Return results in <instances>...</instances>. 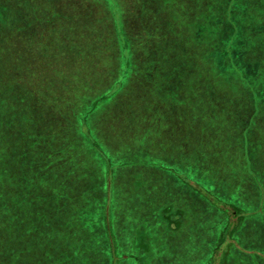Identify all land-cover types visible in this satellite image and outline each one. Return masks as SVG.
I'll return each mask as SVG.
<instances>
[{
  "label": "rangeland",
  "instance_id": "374dc122",
  "mask_svg": "<svg viewBox=\"0 0 264 264\" xmlns=\"http://www.w3.org/2000/svg\"><path fill=\"white\" fill-rule=\"evenodd\" d=\"M122 1L111 0L107 12L101 8L110 19L108 24L101 17L95 22L89 19L91 33L104 42L95 44L88 54L99 57L71 53L37 57L46 40H35L34 31L41 26L34 25L27 10L22 13L32 35L24 43L28 54L15 57L14 46L15 51L8 50L12 57H7L3 46L9 43L0 42V101L6 95L20 99L16 115L21 120L31 106L23 94L35 97L36 118L24 133L30 146L38 141L34 154H12L13 173L8 166L0 168L1 187L11 190L8 199L15 203L5 219L7 228L20 223V229L28 232L24 236L18 230L11 232L21 240L0 236V264H264V134L260 124L248 132L249 108L243 95L232 91L234 87L229 89L230 73L225 72L230 69L217 77L201 74L193 106L174 100L159 104V113L153 112L158 116L156 124L144 113V100L156 104L151 101L153 90L145 89L148 86L143 83L150 67L155 64L150 74L154 81L170 84L164 78L167 71L193 62L184 53L199 52L191 44L196 18L222 11L205 14L190 9L196 13L192 32L183 36L186 45L175 37L179 28H188L183 0H164L170 3L166 9L160 3L151 7L137 0L131 11L141 13L130 12L131 17ZM196 1L189 0L188 6ZM71 3L78 5V1ZM46 11L38 8L41 17ZM60 11L65 9L61 6ZM78 19L73 33L67 29L68 22L64 26L65 35L70 34L67 38L76 41L70 43L75 52L85 46L79 34L85 26L81 16ZM201 25L207 36L202 52H216L218 47L228 50L233 40L230 33L225 39L217 36L215 43L210 34H216L214 29L207 22ZM111 41L114 48L108 45ZM18 42L20 48L22 41ZM104 52L113 57H104ZM128 57L135 63L130 60L129 65ZM88 62H98L97 71L88 76L101 81L87 95L81 93L85 87L80 85L74 95L80 101L72 111L71 100L64 103L67 113H63L53 104L44 105L45 98H51L47 89L42 98L33 92V80L41 72L70 73L72 65L89 69ZM51 64L58 68L51 69ZM184 73L192 78L198 74L196 70ZM231 75L235 81L236 74ZM179 82L172 77L173 84ZM99 95L105 99L94 103ZM82 115L86 119L81 128L78 118ZM196 116L199 126L191 135L188 121ZM71 117L76 118L74 125ZM161 131L172 138L160 145ZM33 159L38 163L34 171L29 165Z\"/></svg>",
  "mask_w": 264,
  "mask_h": 264
},
{
  "label": "trees",
  "instance_id": "16d2710c",
  "mask_svg": "<svg viewBox=\"0 0 264 264\" xmlns=\"http://www.w3.org/2000/svg\"><path fill=\"white\" fill-rule=\"evenodd\" d=\"M14 1L15 4H12V0H0V42L3 41L9 43L8 45L3 46V48L6 49L7 54H9L8 50H14V46L16 47V51L14 50L15 57H23V55L26 56L28 54L29 50L26 49L24 43L27 44L28 41H31L32 35L30 34V30H28L27 15L22 13L25 10L30 12L29 15L31 16V19L34 20V25L37 27L41 26V29H39L37 32L34 31L33 36L35 35V40H40L43 42L46 40L43 43V48L37 57H58L59 54H61V56L67 57L70 53L74 56L84 57L85 54L90 55L88 53L92 51L91 48L95 46V44L104 42V40H99L95 34L91 33V30H93V23H90L89 19H93L95 22V20L101 17L103 24H108L110 19H106V16L102 14L103 12L101 8L103 7L105 12H107L106 5L108 6V4L112 3L111 0ZM72 1H78V5L74 6L73 3H71ZM183 1L185 3L186 10L185 25L190 30L185 27L178 29L177 33H175V37L180 38V41L181 39L185 41L183 39L184 34H187L190 31L192 32L194 28L193 18L194 13H196V11H194L196 8L198 9V13L208 14L213 13L214 10L217 12L218 10H221L222 12L220 14L216 13V16L212 17H210L211 14H209L203 16L202 18H196L198 27L196 29V33L192 32L191 34L193 37V39H191V44H194L195 47L199 49V52L192 53L190 51L186 55L184 53L183 57H193V62L188 61L185 65L181 64L177 71H167L166 77L164 78L167 79V81L171 80L169 82L170 84H158L156 81H154L150 74L151 71L155 69V64L150 67V71L148 75L145 76L143 83L144 85L148 86L145 89L151 88L150 90H153L151 101L156 103L154 107L159 111V104L166 105L172 100H174V102L177 104L181 103L193 106V103H195L193 92L199 85L198 78L200 75L208 73L210 76L217 77L220 72L225 70V68H229L230 70L225 72L230 73V78H227L230 83L229 89L234 87L235 89L232 91L243 95L245 105L249 108V114L246 116V122H248V132L252 133L253 129L260 124L262 133L264 134V0H198L196 3H193V5L189 4V6V0ZM135 2H137V0L122 1L123 7L126 9V15L128 17H131L130 12H133L134 15L141 13L140 11H131V5L134 7ZM140 3H142V5L148 4L151 7H155L157 3H160L161 7L164 9H166L167 5L170 4L164 0H162V3L157 0H141ZM61 6L63 10L65 9V11H60ZM40 7H43L47 10L45 17H41L38 13V8ZM190 9L194 10L192 11ZM233 10H235L234 13H232ZM22 14L25 16L20 19ZM231 15L237 16L233 17ZM79 16H81V21L85 26V31L79 33L81 34L80 42L83 45L85 43V46L81 51L75 52L73 50V45H70V43L75 44L76 41L71 38H67V36L70 34L66 32L65 35L64 26L68 22L67 29L71 28V33H73V29H75L77 22L79 21ZM206 16H208L207 20L204 18ZM125 19H122V23L126 21ZM55 22H57V26H55ZM205 22H207V25H209L212 29H214L213 31L216 32V34L210 32L211 36L214 37L215 43L217 41V36H222L223 39H225L230 33V35L233 37V40L229 42L227 51L223 48L219 50V47L217 50L215 49L216 52L211 50H204L203 52L201 51L203 44L207 41V36L203 34L204 28H202L201 25ZM249 25H253V27H249ZM123 33L125 34L124 30ZM71 37H73V35ZM167 38L160 40L167 43ZM13 40L15 41L14 45L12 43ZM18 40L22 41L20 48ZM222 42L220 41V46L222 45ZM187 43L188 42H186V45ZM58 44L61 45L59 46ZM108 45L114 48L112 41ZM128 47L130 48L129 44ZM175 47L178 46L175 45ZM21 49L22 54L20 55ZM133 49L134 48H131V53ZM131 53L129 54L128 52L129 56H132ZM103 54H105L104 57H113L112 53L109 52H104ZM87 55L86 57H99L93 54L90 56ZM6 56L12 57V53L10 52V54ZM226 59H228V61L226 62L225 66L224 63ZM130 60L135 63L131 57H128L129 65L131 64ZM81 63L83 64V61H81ZM86 64L89 66V69L87 66H85L84 70H77L72 65V70L70 73H62L63 71L61 70L51 71V73H48V71L41 72L36 77V80H33L34 87L36 88V90L32 88V90H34L33 92H37V96L42 98L45 96V90L47 89L46 92H48L51 98H45L46 103L44 105L47 104L50 106V104H53L56 106V108H61L63 113H67L64 109V103L71 100L72 111L77 101L80 99L79 98L78 100H75L76 97L74 96L78 95L80 85L85 87V91L81 93H85L87 95L93 92L96 88V84L101 81L95 77L88 76L89 73L97 71L96 67L98 62H88ZM51 67H54V65L51 64L50 68ZM57 68L58 64L56 65V68L51 69ZM193 70H196L198 73L196 78L185 76L184 71L192 72ZM231 74H236L237 79L235 81L232 80L233 77ZM174 76L180 79L178 84L172 83V77ZM15 89H17V85ZM145 92L146 91H144V93ZM145 94L147 95V93ZM23 96L25 99L30 100L31 106L29 111H27L28 113H25L24 119L21 120L17 119L16 115L17 110L21 105L20 99H17L13 95H6L4 98L1 97L0 101V168L8 166L11 169V173H13L15 170V165L13 162L14 155L12 154L20 151L34 154L33 150L38 151V141L35 146V142H31L32 144L30 146L28 135L24 133V130L29 127V122H33L34 118H36L35 109L32 106V101L35 99V97H28L26 94H23ZM40 98H38L39 102ZM94 98L95 103L104 100L105 96L99 95ZM201 100L202 99L198 97V101ZM144 102L146 107L149 103L146 100H144ZM41 105L42 104L40 102L39 106ZM42 107L43 105L38 109L42 110ZM71 118V122L74 125L76 118ZM85 119L86 115H82L78 118V123L81 128L82 126H85ZM20 121H23V123L21 124ZM7 154L9 156L8 161L6 162L4 157H6ZM29 165L34 171V168L36 165H38V163L33 159ZM1 186L2 184L0 183V236H16V238L21 240L18 234L15 235L11 232L18 230L22 236H24V234H28V232L20 229V223H17L14 225V227L10 226L7 228L5 219L8 213L10 214V211L14 209L15 203L11 202L12 198L8 199V196L11 194V190H3ZM7 201L10 202L7 203ZM17 215L22 217V214L18 211ZM17 219L19 221L18 216ZM223 233L224 232H222V235Z\"/></svg>",
  "mask_w": 264,
  "mask_h": 264
},
{
  "label": "crops",
  "instance_id": "0c3cea01",
  "mask_svg": "<svg viewBox=\"0 0 264 264\" xmlns=\"http://www.w3.org/2000/svg\"><path fill=\"white\" fill-rule=\"evenodd\" d=\"M153 103H155V102H153ZM152 106H155V104L153 105V104H148L147 106H146V109L144 110V113H145V111H146V113L148 112V120H149V117L151 118V120H154V122H155V124H156V122H157V119H158V116H156V115H153V112H158L159 113V111H158V109H154V110H152L151 111V113H150V109L152 108ZM160 109V108H159ZM157 114V113H156ZM158 115V114H157ZM165 122H166V120H165ZM199 122H200V119H199V117L198 116H196V117H192L189 121H188V123H190V128H191V135H193V133H195V129L196 128H198V126H199ZM144 129L145 130H147L148 129V123L147 124H145V127H144ZM172 138V137H171ZM171 138H168V135H167V132L165 131V132H163V131H161V133H160V140H159V143H160V145L161 144H163V143H166V141L169 139V141H170V139ZM163 149V148H162Z\"/></svg>",
  "mask_w": 264,
  "mask_h": 264
}]
</instances>
